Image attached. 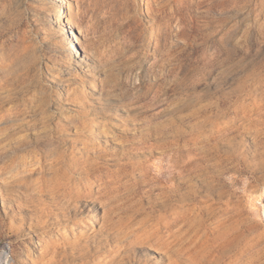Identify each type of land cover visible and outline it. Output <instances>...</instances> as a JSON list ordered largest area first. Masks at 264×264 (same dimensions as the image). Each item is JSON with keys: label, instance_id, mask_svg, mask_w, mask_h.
I'll return each mask as SVG.
<instances>
[{"label": "rangeland", "instance_id": "1", "mask_svg": "<svg viewBox=\"0 0 264 264\" xmlns=\"http://www.w3.org/2000/svg\"><path fill=\"white\" fill-rule=\"evenodd\" d=\"M0 264H264V0H0Z\"/></svg>", "mask_w": 264, "mask_h": 264}, {"label": "bare ground", "instance_id": "2", "mask_svg": "<svg viewBox=\"0 0 264 264\" xmlns=\"http://www.w3.org/2000/svg\"><path fill=\"white\" fill-rule=\"evenodd\" d=\"M59 0H57V2H58ZM68 3L66 2V6H68L67 5ZM68 9H69V7H68ZM56 17H57V19H62L66 24H70L71 26H73V19L72 18H70V17H68V14H66V11H65V9H63V8H61L59 11H58V13L56 14ZM66 31V30H65ZM81 33V32H80ZM66 34H70V31L69 30H67V32H66ZM73 36H74V38L77 36V34H76V32H72L71 33ZM77 38V37H76ZM229 133H230V135L232 134V130H229ZM215 137V136H214ZM232 137V136H231ZM189 148H190V146H189ZM194 148V147H193ZM187 149V148H186ZM191 149V148H190ZM196 150H197V152H198V148H195ZM200 151V150H199ZM179 158V157H178ZM181 158V157H180ZM182 161V160H181ZM192 161L190 160V161H187V160H184L183 162H179V161H174L173 162V164L175 165V170L173 171V173L171 174V176H170V181H172V180H176L177 178H181L182 180H180L179 182H178V184L179 185H174V187L175 188H180V187H182V186H184V183L186 182L185 181V179L187 178V177H191V176H193L194 175V173H196V172H201V169H196L195 167L197 166V163H195V164H192L191 163ZM187 180V179H186ZM187 182H189V181H187ZM173 184V183H172ZM185 184H187V183H185ZM188 186V185H187ZM186 186V187H187ZM190 186V185H189ZM190 189H191V186H190ZM174 190V189H173ZM189 190V189H188ZM193 192V191H192ZM192 192H190V193H192ZM192 197H193V195H192ZM244 227V226H243Z\"/></svg>", "mask_w": 264, "mask_h": 264}]
</instances>
